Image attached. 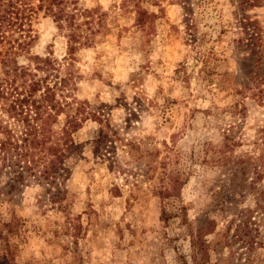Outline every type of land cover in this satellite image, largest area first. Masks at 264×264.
Instances as JSON below:
<instances>
[{"label": "rangeland", "instance_id": "374dc122", "mask_svg": "<svg viewBox=\"0 0 264 264\" xmlns=\"http://www.w3.org/2000/svg\"><path fill=\"white\" fill-rule=\"evenodd\" d=\"M0 86V138L50 86L40 140L73 144L53 185L0 171V264H194L201 228L264 264V0H0Z\"/></svg>", "mask_w": 264, "mask_h": 264}, {"label": "trees", "instance_id": "16d2710c", "mask_svg": "<svg viewBox=\"0 0 264 264\" xmlns=\"http://www.w3.org/2000/svg\"><path fill=\"white\" fill-rule=\"evenodd\" d=\"M54 16L58 22H61L64 19L74 18L73 15L66 14L63 9H59V11L55 13ZM69 49L71 51L70 54H72L76 49V46L71 44ZM48 62H50V59H48ZM33 88V92H39L41 90V81H35L33 83ZM56 92V88L47 86L45 87V92L39 101L35 100L30 104H28L29 101L26 102L27 106H30L34 109V113L36 115L35 118H33L31 115L32 110H28L26 112L25 116L27 117L21 118L25 113L22 102L20 105L16 102L18 108H16L15 105L12 107V110L15 112V116H19V118H21L17 119V121L19 123L23 122V125L19 126L20 129L17 131V133L8 131L5 135H3V137L0 138V171L7 167H19L21 170L19 169L18 171H13L15 183L23 184L26 178L34 177L36 180L45 181L47 185H53L57 180L60 179V171L63 169L61 167L63 166L66 158V153L63 148L66 147L70 149L73 147V144L66 139L64 140L63 145H61L59 138H56L55 142L53 141L49 144L43 143L40 140V131L38 128V116L40 115V111L44 105H48L53 111L57 113H61L64 110V107H62L60 102L56 99ZM1 100L7 101V97H5V93L0 86V101ZM67 106L69 107L68 104ZM81 113V110L76 109V116H79L78 114ZM28 116L32 118V122ZM73 121L76 120L71 118L70 122ZM14 134H16L17 137H15ZM104 139L105 138L100 135L97 139V143L101 144L102 140ZM225 161H227V158H225ZM176 188L174 186L173 190L176 191ZM12 189H16V186ZM56 194L57 193L53 194L54 203L59 202L58 199H61L59 194ZM161 195L163 200H166L170 196H173V192H164L161 193ZM162 215L163 219L167 220L171 217H174L176 213L169 214L165 208ZM21 225V221L15 217L14 220L4 223L2 231L6 230L10 235H18L20 233ZM211 230H213V228ZM205 235V231L202 228L197 229L196 232H191V242L193 247L192 260L194 264L209 263L210 255L209 248L206 243L207 241L205 240ZM3 250L8 256L14 254V248L13 246H10L9 242L4 244Z\"/></svg>", "mask_w": 264, "mask_h": 264}]
</instances>
